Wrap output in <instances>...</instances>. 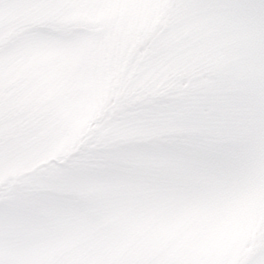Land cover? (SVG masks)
<instances>
[{"label":"snow or ice","instance_id":"1","mask_svg":"<svg viewBox=\"0 0 264 264\" xmlns=\"http://www.w3.org/2000/svg\"><path fill=\"white\" fill-rule=\"evenodd\" d=\"M0 264H264V0H0Z\"/></svg>","mask_w":264,"mask_h":264}]
</instances>
